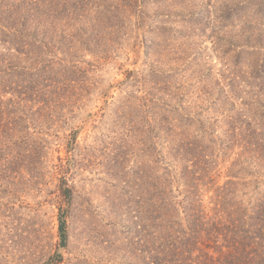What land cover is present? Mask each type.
<instances>
[{
  "label": "rangeland",
  "instance_id": "1",
  "mask_svg": "<svg viewBox=\"0 0 264 264\" xmlns=\"http://www.w3.org/2000/svg\"><path fill=\"white\" fill-rule=\"evenodd\" d=\"M0 40L51 88L16 133L30 146L1 143L0 264H140L149 183L168 167L264 192V0H0Z\"/></svg>",
  "mask_w": 264,
  "mask_h": 264
},
{
  "label": "trees",
  "instance_id": "2",
  "mask_svg": "<svg viewBox=\"0 0 264 264\" xmlns=\"http://www.w3.org/2000/svg\"><path fill=\"white\" fill-rule=\"evenodd\" d=\"M13 32L15 36L17 31ZM36 63L40 70L41 61ZM18 70H22L18 60L0 50V157L5 152L1 143L8 139L10 145L12 141L18 148L30 146L26 137L17 138L16 133L21 123L34 116L32 105L50 102L51 88L47 90L42 85L46 80L33 69L31 73L37 77L31 76L27 84L23 79L26 75ZM50 83L56 84L52 80ZM4 127L7 129L1 138ZM188 146L193 150V144ZM195 166H185L179 178L177 171L168 177L171 174L168 167L162 177H154L149 183L147 224L145 228L138 227L133 249L135 260L140 264H264V192H258V186H252L251 182L248 185L228 181L217 187L208 182L212 169L206 168L204 175L198 178ZM157 167L156 161L152 162V175L160 169ZM203 177L206 184L200 182ZM175 183L181 187L174 186ZM201 186L205 193L211 191V202L204 204L199 199ZM59 191L62 203L60 201L58 208L56 247L64 248L72 191L64 181ZM61 259V254L55 252L43 264H57Z\"/></svg>",
  "mask_w": 264,
  "mask_h": 264
}]
</instances>
